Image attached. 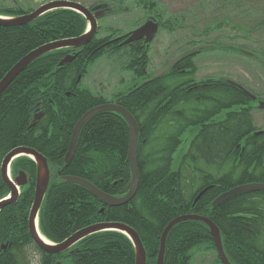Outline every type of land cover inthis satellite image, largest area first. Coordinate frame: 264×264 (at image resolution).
Here are the masks:
<instances>
[{"label": "trees", "instance_id": "trees-1", "mask_svg": "<svg viewBox=\"0 0 264 264\" xmlns=\"http://www.w3.org/2000/svg\"><path fill=\"white\" fill-rule=\"evenodd\" d=\"M84 1L90 2L92 11H111L110 5L116 4V0ZM143 2L144 9L156 6L147 0ZM220 2V9L227 11L224 20L215 22V28L204 27L198 37L189 41L192 46H185L178 55L213 44L208 41L210 32L216 34L227 27L243 40L258 38L252 45L261 56L257 55V59L264 60L262 8L251 0ZM158 9L160 20L154 17V21L161 28L173 31L171 22H165ZM30 13L19 5L0 7L2 17ZM87 29L86 19L70 10L48 13L22 27H0V82L31 52L49 43L78 38ZM115 33L119 35L117 30ZM131 33L119 41L112 35L99 38L97 34L88 46L77 51L76 60L63 68L59 64L71 54L69 50L43 56L3 93L0 97V201L10 194L1 175L4 159L15 149L28 148L44 156L51 169L39 229L52 244H61L92 225L121 223L139 235L147 264H157L161 238L168 225L177 218L197 215L209 218L218 227L225 252L233 264H264V192L245 193L218 208L213 207L220 196L234 188L264 184V130L257 134L260 131L255 125L254 103L229 80H198L195 57L202 52L185 58L165 76L151 80L150 45L142 41L122 45ZM214 45V50L230 51L219 43ZM234 51L241 54L240 49ZM107 57L123 59L124 70L133 77V83L113 102L95 96L82 86L93 66ZM145 81L149 82L145 84ZM114 103L126 108L139 126L140 185L128 205L107 208L86 189L62 178L86 180L113 197L129 192L132 180L128 163L129 130L116 114H100L85 125L75 157L64 169V159L79 120L95 107ZM38 114L42 116L31 128ZM188 134L189 147L183 149ZM11 169L13 177L25 172L33 181L22 189L17 204L0 213V264H56L58 261L136 264L132 242L118 232L91 236L60 256L41 251L29 233L36 164L21 157ZM208 188L195 204L200 193ZM5 245H8L6 250ZM199 249L216 250L209 228L201 222L181 223L168 236L165 264H192ZM36 254L38 261L34 258Z\"/></svg>", "mask_w": 264, "mask_h": 264}, {"label": "water", "instance_id": "water-1", "mask_svg": "<svg viewBox=\"0 0 264 264\" xmlns=\"http://www.w3.org/2000/svg\"><path fill=\"white\" fill-rule=\"evenodd\" d=\"M58 10H70L82 15L88 22L87 31L80 37L69 40H61L53 43H49L45 46L40 47L39 49L31 52L29 55L24 57L20 62H18L10 72L4 77L0 82V97L7 90V88L12 84V82L22 74L28 67H30L38 59L46 56L50 53L60 51V50H69L71 54L67 55L59 64L61 68L65 65L71 64L76 60L78 56V50L88 46L96 37L98 33V22L100 19L105 17V11H96L93 12L90 8L84 6L78 2L57 0L50 3L44 4L39 7L34 12L18 16V17H2L0 16V27H22L34 23L42 16L58 11ZM160 26L158 23L150 20L143 24L138 29L134 30L128 38L122 43L123 46H127L137 42H144L146 45H150L156 38L159 32ZM121 39V38H120ZM120 39H117L119 41ZM215 46L211 45H202L196 48L190 49L178 56H176L169 63L164 65L152 75L151 80L159 79L169 73L176 65H178L182 60L189 56L197 55L201 52L213 50ZM230 50H235L237 48L232 47ZM238 50V49H237ZM240 53L243 56H248L251 58H258L256 54L249 53L247 51L241 50ZM150 81V80H149ZM149 81H145L147 84ZM233 85L237 86L243 93L252 100L253 103H258L259 110H264V102L258 101V97L255 96L250 91L246 90L243 86L231 82ZM113 113L120 116L127 124L129 130V151H128V163L131 170V187L129 192L122 197H113L105 194L103 191L95 187L93 184L89 183L86 180L74 178V177H63L62 180L83 187L88 192H90L95 198H97L104 207L107 208H118L125 205H128L137 195L139 185H140V173L138 169V152H139V138L140 131L139 126L134 118V116L128 112V110L118 104H105L99 107H95L88 111L77 123L70 141L68 152L64 159V169L68 168L76 154L77 144L79 141L80 134L85 127V125L94 117L105 114ZM41 114H38L31 128H34L35 123L41 118ZM260 131L257 134H262ZM27 157L31 159L37 168L36 172V187H35V199L29 215V233L36 244V246L43 252L49 255H64L71 251L78 243L81 241L94 236L96 234L104 232H118L125 235L133 244L136 254V264H147V255L143 243L136 233L135 230L130 228L127 225L121 223H101L89 226L81 231L75 233L69 239L63 243L57 245L52 244L49 241L45 242L40 236L39 229V215L45 199V196L48 191V187L51 180V170L47 159L39 154L37 151L28 149V148H18L13 150L7 157L4 159L1 167V175L5 185L10 191L11 198L8 200L0 201V213L8 206L15 205L18 203L20 198V190L26 187L28 184L32 183V179L27 176L25 172H19L18 176L12 180L11 178V166L18 158ZM61 174V171L58 172ZM210 189H205L197 197L195 204H197L203 196ZM255 192H264V184H253L246 185L234 188L227 193L220 196L214 203L213 207L218 208L226 201L231 198L237 197L245 193H255ZM104 209L102 210L103 213ZM195 221L201 222L209 228L210 234L214 240L218 256L222 264H233L224 249L222 236L218 227L207 217L197 216V215H187L172 221L168 227L165 229L162 238L161 246L159 251V256L157 259V264H165V253L167 239L171 231L179 224ZM42 235V234H41ZM8 245L3 247L4 250L7 249ZM56 264H63L62 262H57Z\"/></svg>", "mask_w": 264, "mask_h": 264}, {"label": "rangeland", "instance_id": "rangeland-1", "mask_svg": "<svg viewBox=\"0 0 264 264\" xmlns=\"http://www.w3.org/2000/svg\"><path fill=\"white\" fill-rule=\"evenodd\" d=\"M52 1L57 0H3V2L0 0V7L12 8L19 5L32 13ZM143 1L116 0V4L110 5L111 11L99 10L105 11L106 14L98 22L97 34L99 38L112 35L116 41L146 22L154 21V17L159 21L156 10L159 8L158 11L164 15L163 20L171 22L174 30L170 31L160 27L156 38L151 43L149 49L150 76L173 60L182 48L192 46L188 44L189 41L198 37L197 35L204 30V27L215 28V22L224 20L227 15L226 10L220 9L221 0H147L156 4L151 9H144ZM251 1L252 4L261 7V14H264V0ZM83 2L81 1V4L84 6H90V2L86 3L84 0ZM116 30L119 35L115 36ZM210 33L208 41L213 44L208 45L215 46L214 43H219L226 48L235 47L260 56L257 54L259 53L257 47L252 45L253 41H259L256 37L250 41L243 40L241 36H236L235 32H231V28L227 27L219 33ZM230 51L218 48L214 51H204L196 56L197 79H226L241 86L244 85L246 90L258 97L259 102H264V60L243 56L234 50ZM122 62L124 60L117 57H107L97 62L82 82V86L89 89L95 96L113 102L121 91L126 90L133 83V77L124 70ZM254 107L255 125L259 131L264 130V110H259L257 102L254 103ZM189 138V134L184 138L183 149L189 147ZM34 258L38 261L39 255L36 254ZM192 264H222V262L217 250L199 249L195 252Z\"/></svg>", "mask_w": 264, "mask_h": 264}, {"label": "bare ground", "instance_id": "bare-ground-1", "mask_svg": "<svg viewBox=\"0 0 264 264\" xmlns=\"http://www.w3.org/2000/svg\"><path fill=\"white\" fill-rule=\"evenodd\" d=\"M96 36H97V35H96ZM50 170H51V169H50ZM9 195H10V194H9ZM9 195H8L7 198H5L6 200H8V199L11 198V196H9ZM20 196H21V192H20ZM5 199H4V200H5ZM2 201H3V200H2ZM40 236L43 238V240H44L45 242H48V240H47L46 238H44V236H42L41 233H40Z\"/></svg>", "mask_w": 264, "mask_h": 264}]
</instances>
